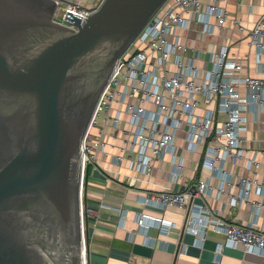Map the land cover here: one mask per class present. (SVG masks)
Returning <instances> with one entry per match:
<instances>
[{
	"label": "built area",
	"instance_id": "built-area-1",
	"mask_svg": "<svg viewBox=\"0 0 264 264\" xmlns=\"http://www.w3.org/2000/svg\"><path fill=\"white\" fill-rule=\"evenodd\" d=\"M100 1L57 2L83 20ZM220 1L165 0L117 59L120 62L100 94L82 140V264H88L86 173L90 165H99L103 158L117 166L126 164L128 187L138 192L140 204L183 210L182 228L194 232L198 242L202 243L207 231L212 230L231 247L264 252V229L257 224L258 217L264 215V181L225 168L226 162L242 159L248 168L264 167L257 152L247 155L245 146L246 113L264 111V78L243 74L242 63L230 44L219 43L200 59L199 50L179 33L192 29L200 38L222 36L229 22L255 49L259 60L264 53V12L247 29ZM260 152L264 154V150ZM186 153L200 155L210 175L190 178L183 188L176 189L172 186L184 177L189 159ZM165 158L170 164L168 177L172 186H149L154 162ZM101 169L107 171L106 167ZM115 174L118 177L125 173L117 169ZM212 178L220 184L215 186ZM234 187L238 191L233 192ZM213 192L217 197H226L232 207H250L252 220L230 221L207 204L194 201ZM252 192L263 199L252 198ZM135 220L139 228L152 224L169 232L175 227L174 223L143 211L136 213ZM224 244H218L217 255Z\"/></svg>",
	"mask_w": 264,
	"mask_h": 264
},
{
	"label": "water",
	"instance_id": "water-1",
	"mask_svg": "<svg viewBox=\"0 0 264 264\" xmlns=\"http://www.w3.org/2000/svg\"><path fill=\"white\" fill-rule=\"evenodd\" d=\"M57 1L0 0V264H82V140L165 0Z\"/></svg>",
	"mask_w": 264,
	"mask_h": 264
},
{
	"label": "crops",
	"instance_id": "crops-1",
	"mask_svg": "<svg viewBox=\"0 0 264 264\" xmlns=\"http://www.w3.org/2000/svg\"><path fill=\"white\" fill-rule=\"evenodd\" d=\"M220 2L229 14L240 19L247 29L252 28L264 12V0H221ZM193 26L197 27L195 24ZM185 31L179 30V33L184 34L183 39L197 52L199 50L200 59H204L207 51L213 50L217 44L228 43L231 45V51L242 63L243 74L264 78V53L260 55L259 60H256L255 49L243 40V35L229 22L222 31V36L205 35L200 38L197 31L192 29ZM240 91L244 94L243 88H240ZM246 116L248 130L245 133V146L249 150L247 155L257 152V159L264 162V154L260 152L264 150V111L258 110L256 113L248 111ZM186 155L189 159L183 170L184 177L179 183L171 185L168 177L170 164L165 158L154 162L149 186H172L179 189L183 188L190 178L210 175L209 169L202 165L200 155L187 153ZM98 164L106 167L107 171L102 170L99 165H90L84 184L88 264H262L263 251L246 252L242 246L231 247L224 244L222 235L212 230L207 231L202 243L198 242L194 232L182 228L183 210L140 204L137 200L138 192L128 187L126 164L117 166L105 158ZM225 168L236 174L264 181V167L248 168L245 159L237 163L226 162ZM117 169L125 174L117 177L115 174ZM212 182L215 186L220 184L216 178H212ZM232 191H238V187H234ZM251 197L263 199L254 192L251 193ZM194 201L207 204L230 221L247 222L253 217L251 208L247 205L232 207L226 197H217L215 192L211 196L196 198ZM138 211L174 223L175 227L169 232L152 224H148L146 228H139L135 220ZM257 224L264 229L263 214L258 217ZM220 243L224 246L219 256L215 251Z\"/></svg>",
	"mask_w": 264,
	"mask_h": 264
},
{
	"label": "trees",
	"instance_id": "trees-1",
	"mask_svg": "<svg viewBox=\"0 0 264 264\" xmlns=\"http://www.w3.org/2000/svg\"><path fill=\"white\" fill-rule=\"evenodd\" d=\"M88 170V169H87ZM86 175H87V173H86Z\"/></svg>",
	"mask_w": 264,
	"mask_h": 264
}]
</instances>
